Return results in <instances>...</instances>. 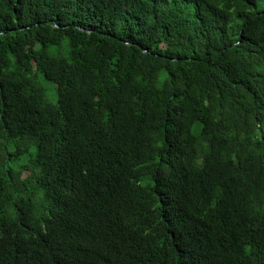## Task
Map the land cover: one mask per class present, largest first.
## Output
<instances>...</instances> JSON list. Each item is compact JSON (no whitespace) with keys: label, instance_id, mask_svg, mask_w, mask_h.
Here are the masks:
<instances>
[{"label":"trees","instance_id":"1","mask_svg":"<svg viewBox=\"0 0 264 264\" xmlns=\"http://www.w3.org/2000/svg\"><path fill=\"white\" fill-rule=\"evenodd\" d=\"M0 264H264V0H0Z\"/></svg>","mask_w":264,"mask_h":264},{"label":"rangeland","instance_id":"2","mask_svg":"<svg viewBox=\"0 0 264 264\" xmlns=\"http://www.w3.org/2000/svg\"><path fill=\"white\" fill-rule=\"evenodd\" d=\"M41 83L45 86L46 88V94L50 102H55L56 100V93H55V88L54 84H52L49 81L42 80Z\"/></svg>","mask_w":264,"mask_h":264}]
</instances>
